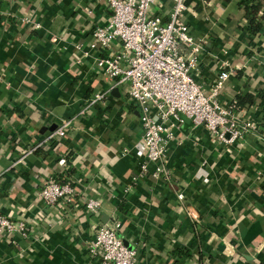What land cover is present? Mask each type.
Wrapping results in <instances>:
<instances>
[{
  "label": "crops",
  "instance_id": "0c3cea01",
  "mask_svg": "<svg viewBox=\"0 0 264 264\" xmlns=\"http://www.w3.org/2000/svg\"><path fill=\"white\" fill-rule=\"evenodd\" d=\"M161 2L167 14L171 0ZM248 2L258 0H194L182 21L195 38L207 40L213 55L243 67L226 83L225 99L253 96L255 104L239 113L260 121L259 132L229 148L185 123L191 138L170 147L171 181L147 175L136 183L143 159L138 113L115 102L106 111L87 108L100 91L119 98L112 95L115 82L95 74L94 56L82 58L77 50L89 46L96 25L109 19L106 0H0L4 11L43 28L36 32L13 18L0 27V212L29 224L44 221L29 236H50L34 253L28 238L18 245L0 242V264L89 262L82 245L93 234L94 218L73 212L69 227L57 225L56 210H47L38 196L49 178L72 181L84 195L102 199L101 222L123 224L139 264H264V19L260 33L242 28ZM217 65L204 66L207 84ZM64 120L72 123L67 137L54 148L46 145Z\"/></svg>",
  "mask_w": 264,
  "mask_h": 264
},
{
  "label": "built area",
  "instance_id": "2783aa9c",
  "mask_svg": "<svg viewBox=\"0 0 264 264\" xmlns=\"http://www.w3.org/2000/svg\"><path fill=\"white\" fill-rule=\"evenodd\" d=\"M161 1L106 0L109 19L105 24L96 25L94 41L89 46L77 47L82 58L94 56L93 70L97 76L108 77L118 90H124L117 100L112 98L110 91L94 93L87 108L100 107L106 111L115 102L138 113L141 130L138 143L143 159L136 183L147 175L159 183L171 181L174 167L170 147L173 143L182 146L191 138L183 130L185 121L182 117L190 120L194 129H204L213 143L229 148L258 133L261 125L252 115L240 114L233 106L236 100L225 99L226 83L238 76L243 67L233 66L229 59L213 55L207 40L195 38L182 21L194 0H171L167 14L161 12ZM245 5L255 4L248 2ZM258 16L264 19V8ZM10 18L27 29L36 32L43 29L33 18L11 15L0 5V27L11 22ZM248 27L249 20L246 19L242 28L248 31ZM227 54L224 52L225 56ZM213 62L218 64V73L207 84L202 71L205 65L210 66ZM71 125L70 121L64 120L44 143L54 148L67 137ZM260 140L264 142V137ZM43 144L23 152L13 167L22 165ZM58 164L67 167L65 159H60ZM42 183L38 196L47 210H56L54 220L57 219V225L69 227L70 218L80 211L85 215L83 218H94L93 234L82 245L89 257L86 264H139L138 250L128 248L121 238L123 224L116 219L101 222L102 199L84 195L85 190L80 191L72 181L49 178ZM95 191L93 188L92 192ZM177 197L181 202L185 199L180 192ZM42 222L37 220L33 225L23 219L13 220L0 212V242L18 245L19 240L28 238L34 253L35 245L50 237L45 234L30 238V232L38 229Z\"/></svg>",
  "mask_w": 264,
  "mask_h": 264
},
{
  "label": "trees",
  "instance_id": "16d2710c",
  "mask_svg": "<svg viewBox=\"0 0 264 264\" xmlns=\"http://www.w3.org/2000/svg\"><path fill=\"white\" fill-rule=\"evenodd\" d=\"M224 1L229 2L232 0H224ZM262 8H264V0H258V3H255L254 6L253 5L246 6V9H245L246 16H247V19L249 20L248 31L251 33V35H255L262 31L261 18L258 16L259 11ZM254 104H255V98L247 94V95L239 97L233 106L236 110L243 111L244 109L248 108L247 106H252Z\"/></svg>",
  "mask_w": 264,
  "mask_h": 264
},
{
  "label": "water",
  "instance_id": "95a60500",
  "mask_svg": "<svg viewBox=\"0 0 264 264\" xmlns=\"http://www.w3.org/2000/svg\"><path fill=\"white\" fill-rule=\"evenodd\" d=\"M112 95L115 96V97H117V98H120L121 97V94H120V92H119L118 89H114L113 92H112ZM182 118L185 121V123H188V124L190 123V120H188L186 117H182ZM106 220H107V216H105L104 222H106ZM121 238H122L124 244L128 248H132V246L129 244V242L127 241V239L124 236L121 235Z\"/></svg>",
  "mask_w": 264,
  "mask_h": 264
}]
</instances>
